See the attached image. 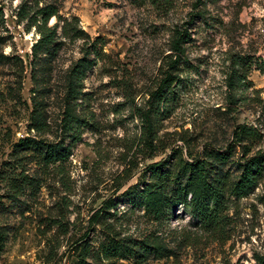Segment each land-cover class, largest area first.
Listing matches in <instances>:
<instances>
[{
    "label": "rangeland",
    "instance_id": "374dc122",
    "mask_svg": "<svg viewBox=\"0 0 264 264\" xmlns=\"http://www.w3.org/2000/svg\"><path fill=\"white\" fill-rule=\"evenodd\" d=\"M19 1L1 2L0 264H74L81 246L99 248L106 224L118 239L161 238L170 254L143 264L264 260V166L248 196L228 198L219 229L203 227L179 204L155 222L132 195L149 184L151 164L171 172L178 159L190 163L217 151L232 180L244 161L264 153V0H56L61 16L79 19L94 44L76 101L78 140L63 138L70 151L60 167L43 166L32 149L15 161L12 149L22 138L36 137L29 129L33 98L45 110L47 133L39 139L60 141L65 75L82 58L83 42L63 40L53 53L40 55L32 72L30 46L37 35L15 24ZM175 32L187 40L182 61L171 70L179 81L165 96L162 115H149L157 121L151 155L142 142L141 116L169 71ZM234 70L246 77L238 90L227 84ZM240 125L256 135L238 144ZM14 168L33 180L17 197L8 188ZM109 262L89 257L84 263Z\"/></svg>",
    "mask_w": 264,
    "mask_h": 264
},
{
    "label": "trees",
    "instance_id": "16d2710c",
    "mask_svg": "<svg viewBox=\"0 0 264 264\" xmlns=\"http://www.w3.org/2000/svg\"><path fill=\"white\" fill-rule=\"evenodd\" d=\"M13 0H0V20H3L1 2ZM15 24L22 25L25 33H30L33 29L37 39L31 44L30 68L33 67L41 54H51L63 44V40L74 43L83 42V56L77 60V63L69 68L66 73V106L62 114V123L60 141L56 143H47L39 139L40 135L47 133V124L45 119V110L38 98H33L32 111L30 113L29 129L35 132L34 138H22L13 145L14 160L25 158L23 152L29 149L34 150V158L40 160L43 166L54 165L62 166L66 162L70 149L63 144V138L70 137L72 141L78 140L77 130L82 120L75 114V107L79 98L82 96V85L86 71L91 67L92 61L87 58L90 49L94 44L90 43L89 35L81 29L79 19L74 16H61L59 6L56 0H20L14 11ZM55 22L49 25V21ZM58 31L60 35L58 36ZM186 33L175 32L171 41L170 49L173 54L169 58V71L164 73L155 92L150 93V111L142 114L143 132L142 142L145 147L152 152L157 151V145L154 143L156 119L150 115L151 110L160 117L163 113L161 104L165 102L167 93L173 90L174 85L179 81L178 77L172 72L178 68L184 54L183 45L187 37ZM59 38V39H58ZM2 58V55L0 56ZM21 65V59H17ZM172 70V71H171ZM246 81V77L239 78L236 71H232L227 77V84L230 88L238 85L235 90L240 88V84ZM152 113V114H153ZM256 135L254 128H248L240 125L234 132V140L241 143L247 138ZM226 157L217 151H211L201 159L192 160L193 162L178 159L173 171L163 172L162 165L151 164L148 169L151 170L149 184L145 185L143 190L133 191L132 195L139 198V201L146 216L155 222L161 221L166 214L175 205H183L203 227L219 229L222 226L223 213L226 210L227 200L230 197L243 198L248 196L254 188L257 187L259 178L263 172L264 153H257L252 158L240 165L238 177L230 180L227 173L222 172V165L225 164ZM14 168L12 177L9 178V191L13 197L22 195L33 181L25 176L23 171L16 174ZM22 177V181H19ZM170 182L174 187L170 189ZM135 189V188H134ZM98 214L95 215V218ZM108 234L98 246L96 251L90 247L81 246L79 254L80 259L74 264H85L87 258L101 259L106 262L111 260H133L136 264H143L149 258L161 259L170 254V251L162 244L161 238L154 234L145 236L140 240L118 239L112 232L109 224ZM108 264H114L109 262ZM255 264H264L261 257L255 259Z\"/></svg>",
    "mask_w": 264,
    "mask_h": 264
}]
</instances>
